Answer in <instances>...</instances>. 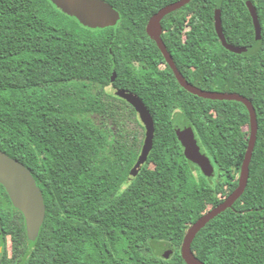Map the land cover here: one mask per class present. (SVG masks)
I'll list each match as a JSON object with an SVG mask.
<instances>
[{"label":"trees","instance_id":"16d2710c","mask_svg":"<svg viewBox=\"0 0 264 264\" xmlns=\"http://www.w3.org/2000/svg\"><path fill=\"white\" fill-rule=\"evenodd\" d=\"M104 1L120 19L92 29L50 0H0V150L30 169L46 206L29 234L0 184V264H186L180 248L188 227L237 186L250 133L245 104L184 89L146 31L149 18L176 0ZM215 3L191 0L166 15L162 39L193 85L248 98L257 134L243 194L191 248L205 264H264V0H222L224 37L243 53L221 44ZM108 86L136 93L154 119L152 149L135 173L144 127ZM179 115L213 164L210 173L185 157Z\"/></svg>","mask_w":264,"mask_h":264},{"label":"water","instance_id":"95a60500","mask_svg":"<svg viewBox=\"0 0 264 264\" xmlns=\"http://www.w3.org/2000/svg\"><path fill=\"white\" fill-rule=\"evenodd\" d=\"M50 1L55 7L61 9L67 15L74 17L81 25L88 28L97 29L113 26L120 19L119 12L104 0ZM190 1L191 0H176L161 7L149 18L146 25L147 34L156 42L165 61L170 66L177 81L184 89L205 99L242 102L245 104L250 118L248 147L241 164L236 188H234L221 203L208 209L192 225H190L183 238L180 251L186 264H205L193 253L191 248L192 241L201 228L217 215L224 212L227 208L232 207L235 201L243 194L248 182L249 164L256 142L257 118L254 106L245 96L235 92L201 89L188 82L175 65L172 55L167 50L165 43L161 38L162 27L160 22L165 15L182 8ZM221 5L222 0H216L214 9V26L217 36L226 49L237 53H243L246 51V48L234 46L228 43L224 37L221 25ZM247 5L252 17L256 38L260 39L262 37V27L257 10L251 2H248ZM115 75V71H113L112 80L115 79ZM114 94L128 102L134 108L144 127V138L141 150L131 171L132 173H135L145 163L152 149L155 132L154 119L147 105L141 97L133 91L125 88H116L114 89ZM174 128L176 136L183 148L185 157L192 163L196 164L203 172L210 173L212 171L210 159L199 146L195 132L188 120L182 115L177 116ZM0 184L5 188L13 206L19 209L23 214L28 233L35 234L45 217L46 206L42 190L37 185L36 180L28 167L1 150Z\"/></svg>","mask_w":264,"mask_h":264},{"label":"flooded vegetation","instance_id":"af4514ba","mask_svg":"<svg viewBox=\"0 0 264 264\" xmlns=\"http://www.w3.org/2000/svg\"><path fill=\"white\" fill-rule=\"evenodd\" d=\"M168 3H170V2H167V3H165L164 5H167ZM164 5H162L161 7H163ZM160 7V8H161ZM159 8V9H160ZM168 15V14H167ZM166 16V15H165ZM165 16L162 18V20H161V22H160V24H161V27H162V33H161V38H162V34H163V32H164V30H163V21H164V18H165ZM163 40V39H162ZM166 46V45H165ZM168 50V49H167ZM171 54V53H170ZM165 59V58H164ZM174 60V59H173ZM167 63V62H166ZM182 74V73H181ZM183 75V74H182ZM184 76V75H183ZM176 78V77H175ZM185 78V77H184ZM186 79V78H185ZM187 80V79H186ZM188 81V80H187ZM189 82V81H188ZM179 83V82H178ZM191 83V82H190ZM192 84V83H191ZM112 87V86H111ZM113 88V87H112ZM113 89H116V88H113ZM202 89V88H201ZM113 93H114V90H113ZM255 109V108H254ZM256 112V111H255ZM239 175V174H238ZM238 179V178H237Z\"/></svg>","mask_w":264,"mask_h":264},{"label":"rangeland","instance_id":"374dc122","mask_svg":"<svg viewBox=\"0 0 264 264\" xmlns=\"http://www.w3.org/2000/svg\"><path fill=\"white\" fill-rule=\"evenodd\" d=\"M107 90L110 91V92H113L114 89H113L111 86H108V87H107ZM137 117H138V115H137ZM138 119H139V117H138ZM210 164H211V166H212V170H214V166H213V164H212L211 162H210ZM238 176H239V175H237V178H238ZM231 191H232V189H230V188L228 187V188H226L225 193L228 195Z\"/></svg>","mask_w":264,"mask_h":264}]
</instances>
